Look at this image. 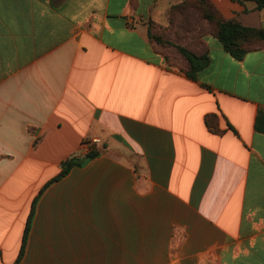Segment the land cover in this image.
<instances>
[{"label":"crops","instance_id":"0c3cea01","mask_svg":"<svg viewBox=\"0 0 264 264\" xmlns=\"http://www.w3.org/2000/svg\"><path fill=\"white\" fill-rule=\"evenodd\" d=\"M211 1L264 29L255 1ZM181 2L0 0V264L42 190L20 264H264V48L207 34L189 78L150 40Z\"/></svg>","mask_w":264,"mask_h":264},{"label":"trees","instance_id":"16d2710c","mask_svg":"<svg viewBox=\"0 0 264 264\" xmlns=\"http://www.w3.org/2000/svg\"><path fill=\"white\" fill-rule=\"evenodd\" d=\"M245 1V0H233ZM258 5V9H264V0H252ZM197 15L199 24L192 22V15ZM169 19V27L166 29H158L150 32V40L162 47H171L175 49L187 62L188 69L185 70L186 75L191 79H196L197 74L207 67L210 58L207 52L199 53L194 48L201 43L202 37L210 34L218 39L224 50L234 58L241 60L250 52L264 48V29L244 26L238 19H226L211 0H183L179 4L172 5L167 12ZM182 17L183 23L176 25V20ZM153 30L156 27L152 28ZM176 30V34H186L181 43L173 41L168 37H164L166 32ZM180 37V36H179ZM216 117L209 116L207 123L212 126V122ZM256 128L264 132V110H261L257 117ZM98 152H91L87 160L95 158ZM84 161L71 158L62 164L61 173L47 186L67 176L75 167L83 166ZM46 186V187H47ZM45 187V188H46ZM43 190L40 192L33 202L29 218L23 234L21 249L15 264H20L23 260L29 235L32 228V222L35 216V208Z\"/></svg>","mask_w":264,"mask_h":264},{"label":"rangeland","instance_id":"374dc122","mask_svg":"<svg viewBox=\"0 0 264 264\" xmlns=\"http://www.w3.org/2000/svg\"><path fill=\"white\" fill-rule=\"evenodd\" d=\"M192 22H194V24H196V25H198L199 24V21H198V18H197V15H195V14H193L192 15ZM181 23H183V21H182V17L181 18H178L177 20H176V25H179V24H181ZM156 30H157V28L154 30L155 32H156ZM176 30H174V32H173V30H170L169 32H166V35L164 36V37H168V38H170L171 40H173V41H178V42H182V41H184L183 40V37L185 38V37H187V35L185 34H182L181 33V31H179L180 32V35H177L176 33ZM180 36V37H179Z\"/></svg>","mask_w":264,"mask_h":264},{"label":"built area","instance_id":"2783aa9c","mask_svg":"<svg viewBox=\"0 0 264 264\" xmlns=\"http://www.w3.org/2000/svg\"><path fill=\"white\" fill-rule=\"evenodd\" d=\"M93 143L94 144H98V143H100V140L99 139H95V140H93Z\"/></svg>","mask_w":264,"mask_h":264}]
</instances>
